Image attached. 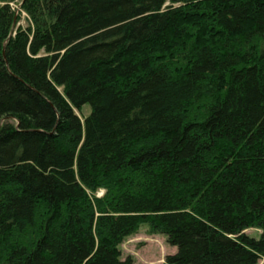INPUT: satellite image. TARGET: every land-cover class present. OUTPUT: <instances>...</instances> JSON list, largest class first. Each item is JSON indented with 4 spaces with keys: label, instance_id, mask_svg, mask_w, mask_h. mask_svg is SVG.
<instances>
[{
    "label": "trees",
    "instance_id": "1",
    "mask_svg": "<svg viewBox=\"0 0 264 264\" xmlns=\"http://www.w3.org/2000/svg\"><path fill=\"white\" fill-rule=\"evenodd\" d=\"M13 1L0 264H143L120 248L143 223L168 263L258 264L264 0H23L25 26Z\"/></svg>",
    "mask_w": 264,
    "mask_h": 264
},
{
    "label": "rangeland",
    "instance_id": "2",
    "mask_svg": "<svg viewBox=\"0 0 264 264\" xmlns=\"http://www.w3.org/2000/svg\"><path fill=\"white\" fill-rule=\"evenodd\" d=\"M22 2L23 0H15L11 3L15 7L16 12H18V17H20L17 25L21 24L25 26L28 23L29 16L22 9ZM89 107L87 106L85 110L88 111ZM102 193L103 191L100 190L99 194ZM245 231L255 236H259L260 234V229L257 227H249ZM120 248L123 258L131 256L143 264H171L167 262V255L175 252L177 249L175 245L168 242L167 236L164 233L151 231L150 226L146 223H143L137 231L127 236L120 243ZM258 264H264V258Z\"/></svg>",
    "mask_w": 264,
    "mask_h": 264
},
{
    "label": "water",
    "instance_id": "3",
    "mask_svg": "<svg viewBox=\"0 0 264 264\" xmlns=\"http://www.w3.org/2000/svg\"><path fill=\"white\" fill-rule=\"evenodd\" d=\"M17 13H18V12H16V17H17ZM16 17H15V21H14V24H13V27H12V30H11L10 35H12V34L14 33V30H15V28H16Z\"/></svg>",
    "mask_w": 264,
    "mask_h": 264
}]
</instances>
